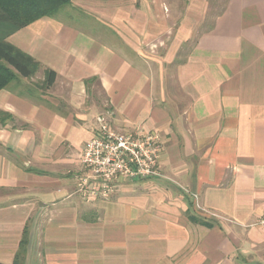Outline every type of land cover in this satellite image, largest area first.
<instances>
[{
	"label": "crops",
	"instance_id": "obj_1",
	"mask_svg": "<svg viewBox=\"0 0 264 264\" xmlns=\"http://www.w3.org/2000/svg\"><path fill=\"white\" fill-rule=\"evenodd\" d=\"M186 2L174 29L162 0H71L8 38L57 78L0 91V264L25 232V264H264V0H226L197 39L209 0ZM98 117L157 133L162 156L89 202Z\"/></svg>",
	"mask_w": 264,
	"mask_h": 264
},
{
	"label": "built area",
	"instance_id": "obj_2",
	"mask_svg": "<svg viewBox=\"0 0 264 264\" xmlns=\"http://www.w3.org/2000/svg\"><path fill=\"white\" fill-rule=\"evenodd\" d=\"M97 123L98 131L83 152L84 173L77 184L84 200H107L124 181L158 176L162 146L157 133L119 132L104 117H98ZM258 225L264 227V218Z\"/></svg>",
	"mask_w": 264,
	"mask_h": 264
},
{
	"label": "trees",
	"instance_id": "obj_3",
	"mask_svg": "<svg viewBox=\"0 0 264 264\" xmlns=\"http://www.w3.org/2000/svg\"><path fill=\"white\" fill-rule=\"evenodd\" d=\"M70 5L71 0H0V91L21 79L34 77L41 68L37 60L11 44L8 38L42 18L54 17ZM56 78L54 71L46 70L42 90L50 89ZM28 92L30 96L35 94L31 89ZM27 245L25 232L13 264H25Z\"/></svg>",
	"mask_w": 264,
	"mask_h": 264
},
{
	"label": "rangeland",
	"instance_id": "obj_4",
	"mask_svg": "<svg viewBox=\"0 0 264 264\" xmlns=\"http://www.w3.org/2000/svg\"><path fill=\"white\" fill-rule=\"evenodd\" d=\"M165 4V6L168 8L169 10V26L171 28L177 29L178 27H180L181 21L183 20V18H185L186 16V12L188 10V2H186V0H162ZM226 0H209V5L207 7V11L205 13L204 19L202 22H199L198 24L196 23H190V24H185V26H188L189 29H193L194 33H195V39H197V37L202 34L203 32L207 31L211 26H212V21L215 18L216 15H218L224 5H225ZM95 28H100L99 26H101L100 24H95ZM97 28V29H98ZM101 30H103V33H107V29H105L104 27L101 28ZM138 40V39H137ZM138 45V44H136ZM143 49H145V45L141 46ZM153 54V53H152ZM41 69V68H40ZM44 80H42V76H41V71L39 70L34 77L28 79V81H26L23 85V87L21 88L22 90L26 89V91L28 90H33L35 94L39 95L42 92H44L45 90H42V86L44 84ZM38 86L41 89H37ZM96 98L97 99H102L103 96L101 95V93L96 92ZM130 181H135V180H128V181H124L125 182H130ZM140 181V180H138ZM123 183V182H122ZM121 183V184H122ZM99 200H105V199H99Z\"/></svg>",
	"mask_w": 264,
	"mask_h": 264
}]
</instances>
